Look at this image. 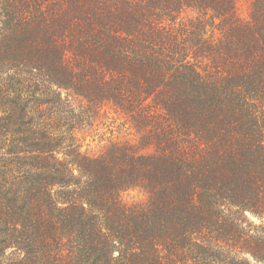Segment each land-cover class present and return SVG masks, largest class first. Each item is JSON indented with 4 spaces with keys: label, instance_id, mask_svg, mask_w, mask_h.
<instances>
[{
    "label": "trees",
    "instance_id": "obj_1",
    "mask_svg": "<svg viewBox=\"0 0 264 264\" xmlns=\"http://www.w3.org/2000/svg\"><path fill=\"white\" fill-rule=\"evenodd\" d=\"M0 264H264V0H0Z\"/></svg>",
    "mask_w": 264,
    "mask_h": 264
},
{
    "label": "rangeland",
    "instance_id": "obj_2",
    "mask_svg": "<svg viewBox=\"0 0 264 264\" xmlns=\"http://www.w3.org/2000/svg\"><path fill=\"white\" fill-rule=\"evenodd\" d=\"M238 11L243 16L246 15L250 0H236ZM107 113L95 123L94 127L80 129L78 137L82 142V150L88 154H98L111 142L134 140L133 131L129 124H125V119L116 114L110 108H106ZM127 203H134L142 200L144 194L139 189H129L121 194Z\"/></svg>",
    "mask_w": 264,
    "mask_h": 264
}]
</instances>
